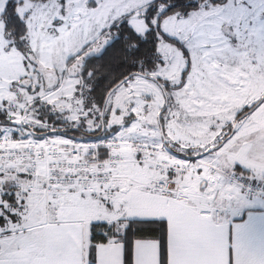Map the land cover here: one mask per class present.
<instances>
[{
    "label": "snow or ice",
    "instance_id": "obj_1",
    "mask_svg": "<svg viewBox=\"0 0 264 264\" xmlns=\"http://www.w3.org/2000/svg\"><path fill=\"white\" fill-rule=\"evenodd\" d=\"M264 0H0V264H264Z\"/></svg>",
    "mask_w": 264,
    "mask_h": 264
},
{
    "label": "crops",
    "instance_id": "obj_2",
    "mask_svg": "<svg viewBox=\"0 0 264 264\" xmlns=\"http://www.w3.org/2000/svg\"><path fill=\"white\" fill-rule=\"evenodd\" d=\"M250 184V180H248ZM253 196L249 195V198ZM249 217L255 220V223L249 230V241L253 247L264 245V204L248 205L241 215L234 217L233 224H245Z\"/></svg>",
    "mask_w": 264,
    "mask_h": 264
},
{
    "label": "rangeland",
    "instance_id": "obj_3",
    "mask_svg": "<svg viewBox=\"0 0 264 264\" xmlns=\"http://www.w3.org/2000/svg\"><path fill=\"white\" fill-rule=\"evenodd\" d=\"M249 185L251 189H255L254 195L249 194L250 196H253L252 198H249V205L264 204V181L250 179Z\"/></svg>",
    "mask_w": 264,
    "mask_h": 264
},
{
    "label": "built area",
    "instance_id": "obj_4",
    "mask_svg": "<svg viewBox=\"0 0 264 264\" xmlns=\"http://www.w3.org/2000/svg\"><path fill=\"white\" fill-rule=\"evenodd\" d=\"M255 189H251L250 195H254Z\"/></svg>",
    "mask_w": 264,
    "mask_h": 264
}]
</instances>
